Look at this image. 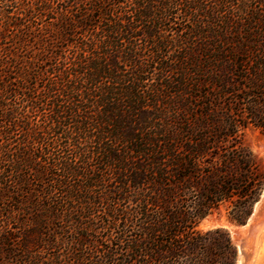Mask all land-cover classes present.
<instances>
[{"label": "trees", "instance_id": "obj_1", "mask_svg": "<svg viewBox=\"0 0 264 264\" xmlns=\"http://www.w3.org/2000/svg\"><path fill=\"white\" fill-rule=\"evenodd\" d=\"M0 3V264H236L264 0Z\"/></svg>", "mask_w": 264, "mask_h": 264}, {"label": "rangeland", "instance_id": "obj_2", "mask_svg": "<svg viewBox=\"0 0 264 264\" xmlns=\"http://www.w3.org/2000/svg\"><path fill=\"white\" fill-rule=\"evenodd\" d=\"M243 144L247 146L257 156V158L262 161V163H264L263 135L253 130H247L243 137ZM218 227L227 229L231 235L232 231L242 228L241 225H237L228 219L224 208H222L219 213L216 212L204 219L199 225V229L203 231ZM252 234H254V237ZM243 242L246 246H249V248L246 249L247 251L245 252L243 264H264V207L259 218L246 232V236L243 237ZM234 243L236 244L235 241ZM236 246L238 248L237 244Z\"/></svg>", "mask_w": 264, "mask_h": 264}, {"label": "bare ground", "instance_id": "obj_3", "mask_svg": "<svg viewBox=\"0 0 264 264\" xmlns=\"http://www.w3.org/2000/svg\"><path fill=\"white\" fill-rule=\"evenodd\" d=\"M263 207H264V195H263L261 203L258 205V207L255 211V214L252 217V219L250 220V222L247 225L242 226V228L235 230V231H232V237H233L234 241L236 242V244L238 245V247L240 248V251H241V260H240L239 264H243L244 258H245V252L247 251L246 249L249 248V246H246L244 244L243 237L246 236V232L248 231V229L259 218L261 211L263 210ZM249 233H250V230H249ZM252 235L254 237V234H252ZM253 237H252V239H253Z\"/></svg>", "mask_w": 264, "mask_h": 264}, {"label": "water", "instance_id": "obj_4", "mask_svg": "<svg viewBox=\"0 0 264 264\" xmlns=\"http://www.w3.org/2000/svg\"><path fill=\"white\" fill-rule=\"evenodd\" d=\"M263 195H264V190H263V192H262V195H261L260 200H259V201L256 203V205H255V208H254V212H253V214L251 215L250 219L248 220V222H247L245 225H247V224L250 222V220L252 219V217L254 216L255 211H256L258 205H259V204L261 203V201H262ZM245 225H241V226H245ZM240 260H241V251H240V248L238 247V259H237V263H236V264H239Z\"/></svg>", "mask_w": 264, "mask_h": 264}]
</instances>
